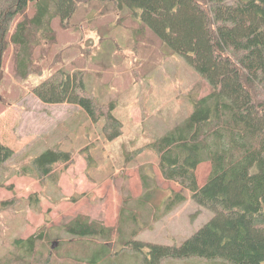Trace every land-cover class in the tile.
I'll list each match as a JSON object with an SVG mask.
<instances>
[{
  "label": "rangeland",
  "instance_id": "374dc122",
  "mask_svg": "<svg viewBox=\"0 0 264 264\" xmlns=\"http://www.w3.org/2000/svg\"><path fill=\"white\" fill-rule=\"evenodd\" d=\"M164 1L173 2L155 3L164 5ZM170 6L166 10L174 33L153 18H127L117 24L120 13L112 4L80 3L67 23L54 19L56 41L35 51L42 73L25 78L16 69L19 47L8 42L1 63L0 140L14 154L0 166L1 263L20 255L29 261L30 255L14 243L44 231L47 241L42 253L53 254V264H141L148 250L123 248L132 231H138L136 239L144 242L180 245L212 218L213 211L194 201L189 190L162 175L157 154L147 148L186 119L193 101L211 92L207 77L221 71L200 43L197 18L184 12L174 15ZM34 11L31 3L27 15ZM218 15L235 20L244 33L264 36L257 31L260 21L251 10L229 7ZM22 18L17 16L9 35ZM193 48L198 70L174 51ZM252 59L264 72V56L255 52ZM61 67L83 71L85 86L96 99L115 103L113 113L123 123L120 137L107 140L103 118L93 122L80 106L45 103L33 93L37 84ZM224 92L232 102H240L227 81ZM55 145L73 151L74 158L39 178L31 169L32 159ZM25 167L29 173L23 172ZM210 171L208 161L198 166L199 184L206 182ZM177 192L186 199L168 208V200ZM79 215L115 226L113 236L71 235L63 225ZM118 223L121 235L115 229ZM163 264L232 263L188 256L164 258Z\"/></svg>",
  "mask_w": 264,
  "mask_h": 264
},
{
  "label": "trees",
  "instance_id": "16d2710c",
  "mask_svg": "<svg viewBox=\"0 0 264 264\" xmlns=\"http://www.w3.org/2000/svg\"><path fill=\"white\" fill-rule=\"evenodd\" d=\"M92 1L112 4L120 13L117 24L127 18L138 21L153 18L163 22L169 33L175 31L167 16L168 5L171 4L169 11L174 15L184 12L196 17L200 43L214 67L221 69L217 75L207 77L212 90L193 101L186 119L147 146L157 154L162 175L189 190L194 201L213 211L212 218L180 245L144 242L136 239L138 231H132L131 237L123 241V248L148 250L141 264H163L164 258L188 256L221 258L232 264H264V72L252 59L255 52L264 56V36L244 33L235 20L218 15L219 10L229 7L251 10L260 21L257 31L264 33V0H173L164 1V5H157L155 0H0V80L2 57L9 41L19 47L16 54L19 75L25 78L41 74L35 51L39 47L43 51L56 41L54 19L67 23L78 4ZM31 3L35 11L29 16L27 9ZM20 15L23 18L9 35L11 25ZM174 51L198 68L195 48ZM84 78L83 71L61 67L37 84L33 93L45 103L80 106L93 122L103 118L102 132L107 140L120 137L123 123L113 113L115 103L98 101L86 88ZM226 81L239 95V103L225 95ZM13 154L14 150L0 140V166ZM73 158V151L51 146L32 159L31 169L39 178L48 177ZM204 161L211 164V171L206 182L199 184L196 171ZM23 172L29 173L26 167ZM185 199L183 193H174L167 207ZM63 227L73 236L94 238L109 233L113 236L115 226L108 227L79 215ZM115 229L121 235V225ZM46 241L44 231L26 239L18 238L14 247L30 255V260L25 261L20 255L4 258L6 263L0 264L18 261L53 264V254L42 253Z\"/></svg>",
  "mask_w": 264,
  "mask_h": 264
}]
</instances>
